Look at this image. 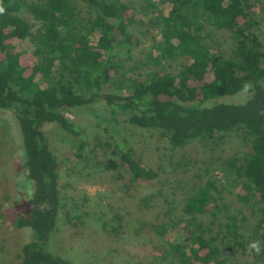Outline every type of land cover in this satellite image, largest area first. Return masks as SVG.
Wrapping results in <instances>:
<instances>
[{
	"label": "trees",
	"instance_id": "obj_1",
	"mask_svg": "<svg viewBox=\"0 0 264 264\" xmlns=\"http://www.w3.org/2000/svg\"><path fill=\"white\" fill-rule=\"evenodd\" d=\"M81 1L88 7L84 17L75 0H0V109L14 112L23 167L33 183L30 208L14 221L16 227L33 231L21 247V264H72L54 248L60 166L42 128L56 123L78 138L79 156L85 152L92 158L83 129L67 113L99 99L114 115L124 114L129 125L161 131L172 148L196 141L216 145L239 133L245 152L223 158L222 168L238 200L255 217L251 246L236 215L223 223L226 230L219 225L215 235H208L210 226L196 220L163 221L154 229L165 237L174 225L185 228L182 240L172 245L176 264H226L224 252L234 241L254 264H264V48L251 30L254 6L249 0H147V7L157 12L160 53L131 65L130 50L138 40L130 31L137 24L135 9L126 0ZM207 25L232 38L231 58L204 43ZM177 57L185 59L178 70L165 66ZM245 84L250 85L245 100L218 101L244 94ZM115 87L120 93L113 92ZM111 152L135 186L157 185L160 167L145 165L124 140ZM104 165L116 171L114 159ZM216 194L215 182L205 180L184 199V213L195 218L210 212Z\"/></svg>",
	"mask_w": 264,
	"mask_h": 264
},
{
	"label": "rangeland",
	"instance_id": "obj_2",
	"mask_svg": "<svg viewBox=\"0 0 264 264\" xmlns=\"http://www.w3.org/2000/svg\"><path fill=\"white\" fill-rule=\"evenodd\" d=\"M75 1L81 16L88 15L86 4ZM126 2L137 14V24L130 31L138 39L131 47V59L127 63L132 65L158 57L157 12L147 7V0ZM249 2L254 6L251 30L264 48V0ZM202 34L212 52L232 57L234 41L226 32L207 25ZM95 40L92 37L93 43ZM184 62L183 57H177L168 60L165 66L175 71ZM147 65L155 69L154 64ZM37 80L41 86L45 85L40 75ZM112 90L120 93L116 87ZM248 96V92H240L218 101L237 102ZM67 116L83 129L92 158L85 152L79 156L78 138L56 123H46L42 130L60 166L61 210L54 248L72 264H176L172 245L182 240L184 227L174 225L165 237L154 229L169 220L182 219L184 224L196 220L210 226L208 235H215L219 225L226 230L223 223L236 215L242 225L239 231L251 246L255 217L250 207L238 200L235 186L227 181L228 175L222 168L223 158L236 151L245 152L246 143L239 133H230L216 145L196 141L186 147L172 148L161 131L129 125L124 121L125 115H114L103 99L77 108ZM122 140L145 165L160 167L157 185L135 186L124 173L119 157L111 152L115 143ZM109 158L116 161V171L106 169L104 162ZM23 163L22 137L14 112L0 109V264H21V247L33 235L30 227L18 228L14 224L19 214L28 212L33 191ZM207 179L215 182L220 194H216L214 209L192 218L184 213V199ZM51 243L52 240L49 246ZM231 246L228 253L224 252L226 264H254L249 253L235 241Z\"/></svg>",
	"mask_w": 264,
	"mask_h": 264
},
{
	"label": "clouds",
	"instance_id": "obj_3",
	"mask_svg": "<svg viewBox=\"0 0 264 264\" xmlns=\"http://www.w3.org/2000/svg\"><path fill=\"white\" fill-rule=\"evenodd\" d=\"M249 88H250V85L245 84L244 87H243V91H244V93H247L248 90H249Z\"/></svg>",
	"mask_w": 264,
	"mask_h": 264
}]
</instances>
